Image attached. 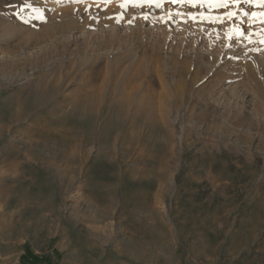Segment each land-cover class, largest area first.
Here are the masks:
<instances>
[{
    "label": "rangeland",
    "instance_id": "obj_1",
    "mask_svg": "<svg viewBox=\"0 0 264 264\" xmlns=\"http://www.w3.org/2000/svg\"><path fill=\"white\" fill-rule=\"evenodd\" d=\"M159 2L0 0V264H264V0Z\"/></svg>",
    "mask_w": 264,
    "mask_h": 264
},
{
    "label": "snow or ice",
    "instance_id": "obj_2",
    "mask_svg": "<svg viewBox=\"0 0 264 264\" xmlns=\"http://www.w3.org/2000/svg\"><path fill=\"white\" fill-rule=\"evenodd\" d=\"M77 2H79V0H77ZM128 2H133V0H128ZM146 2H148L150 4L154 2L155 5H156V7H160L161 6L159 0H146ZM169 2L170 3H177V2L184 3V2H187V3L192 4L193 7L196 6L195 0H169ZM230 2L233 3V4H239L241 2L250 3L251 0H230ZM228 3H229V0H221V2H218V3H216L214 5H210V6H215V7H218V8H220V7H227L228 6ZM133 6L140 7L141 5L140 4L133 3ZM121 7L122 8L123 7H126V4L122 3L121 4ZM21 11H23V9H21ZM234 15H235V13H229L228 14L229 18H231ZM245 15H247V13H245ZM192 18L193 19H196V17H192ZM204 18H206V17H203V16L201 17V19H204ZM145 19H147L146 16H145ZM216 19L219 20L220 18H216ZM212 22H216V20H212ZM221 22H222V20H221ZM238 34L239 35H244V33L242 31L241 32H238Z\"/></svg>",
    "mask_w": 264,
    "mask_h": 264
},
{
    "label": "bare ground",
    "instance_id": "obj_3",
    "mask_svg": "<svg viewBox=\"0 0 264 264\" xmlns=\"http://www.w3.org/2000/svg\"><path fill=\"white\" fill-rule=\"evenodd\" d=\"M246 24H247V23H246ZM1 243H2V242H1ZM1 243H0V246L2 245ZM4 246H5V245H2L0 248L4 249ZM5 247L8 248V246H5ZM6 248H5V249H6ZM8 249H9V248H8ZM2 251H3V250H2ZM3 254H4V253H3ZM3 254H2V255H3ZM11 257H12V256H11ZM2 260H3V259H2Z\"/></svg>",
    "mask_w": 264,
    "mask_h": 264
}]
</instances>
